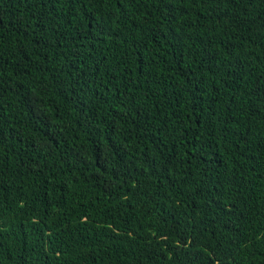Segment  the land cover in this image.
Returning a JSON list of instances; mask_svg holds the SVG:
<instances>
[{
    "label": "trees",
    "instance_id": "16d2710c",
    "mask_svg": "<svg viewBox=\"0 0 264 264\" xmlns=\"http://www.w3.org/2000/svg\"><path fill=\"white\" fill-rule=\"evenodd\" d=\"M0 264H264V0H0Z\"/></svg>",
    "mask_w": 264,
    "mask_h": 264
}]
</instances>
